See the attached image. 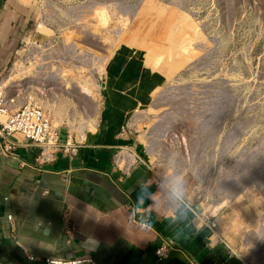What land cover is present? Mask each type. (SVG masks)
<instances>
[{
  "label": "rangeland",
  "instance_id": "obj_1",
  "mask_svg": "<svg viewBox=\"0 0 264 264\" xmlns=\"http://www.w3.org/2000/svg\"><path fill=\"white\" fill-rule=\"evenodd\" d=\"M17 2L21 38L0 69L11 107L37 101L79 139L101 128L111 59L139 63L125 129L152 160L162 211L194 209L264 264V0Z\"/></svg>",
  "mask_w": 264,
  "mask_h": 264
},
{
  "label": "crops",
  "instance_id": "obj_2",
  "mask_svg": "<svg viewBox=\"0 0 264 264\" xmlns=\"http://www.w3.org/2000/svg\"><path fill=\"white\" fill-rule=\"evenodd\" d=\"M17 3L0 0V69L21 38ZM117 59L122 68L110 75ZM108 67L104 104L113 108L112 122L103 124L104 110L101 128L70 135L77 152L38 165V150L17 134V158L0 157V264H247L194 209L177 211L174 202L170 214L162 211L152 160L125 129L139 63L117 54ZM67 135L61 130L63 142Z\"/></svg>",
  "mask_w": 264,
  "mask_h": 264
},
{
  "label": "built area",
  "instance_id": "obj_3",
  "mask_svg": "<svg viewBox=\"0 0 264 264\" xmlns=\"http://www.w3.org/2000/svg\"><path fill=\"white\" fill-rule=\"evenodd\" d=\"M7 89L0 85V157L17 158L16 150L23 143L15 140L17 134L24 137L25 145L38 150L35 163L47 165L56 160L60 152H77L78 145L70 141L68 135L66 142L62 141L61 130L53 122L51 112L37 101L27 102L17 107L8 106ZM32 99L31 97H29ZM132 210H135L132 208ZM12 219V216H8ZM140 218V216H139ZM168 250L167 245L157 250L159 257H163ZM35 260L34 257H29ZM48 264H61L62 262L48 259ZM74 264L81 263L75 261Z\"/></svg>",
  "mask_w": 264,
  "mask_h": 264
},
{
  "label": "trees",
  "instance_id": "obj_4",
  "mask_svg": "<svg viewBox=\"0 0 264 264\" xmlns=\"http://www.w3.org/2000/svg\"><path fill=\"white\" fill-rule=\"evenodd\" d=\"M121 66L122 65L119 60L110 64L108 67L110 75L113 74L111 71H114V73L119 72L122 68ZM112 111H113V108L110 107L109 105H106V109L103 112V120H102L103 124L112 122Z\"/></svg>",
  "mask_w": 264,
  "mask_h": 264
},
{
  "label": "bare ground",
  "instance_id": "obj_5",
  "mask_svg": "<svg viewBox=\"0 0 264 264\" xmlns=\"http://www.w3.org/2000/svg\"><path fill=\"white\" fill-rule=\"evenodd\" d=\"M88 81L80 78V79H78V85H79L81 91H83L85 94H87L88 96H91V97H95L94 88L91 85V83H89L90 81L89 82ZM8 106L11 107V104H9V100H8Z\"/></svg>",
  "mask_w": 264,
  "mask_h": 264
},
{
  "label": "clouds",
  "instance_id": "obj_6",
  "mask_svg": "<svg viewBox=\"0 0 264 264\" xmlns=\"http://www.w3.org/2000/svg\"><path fill=\"white\" fill-rule=\"evenodd\" d=\"M175 191V190H174Z\"/></svg>",
  "mask_w": 264,
  "mask_h": 264
}]
</instances>
